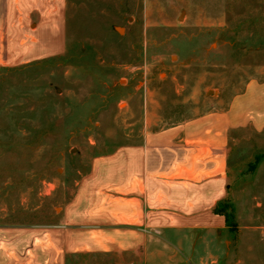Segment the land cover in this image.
Here are the masks:
<instances>
[{
  "label": "rangeland",
  "instance_id": "1",
  "mask_svg": "<svg viewBox=\"0 0 264 264\" xmlns=\"http://www.w3.org/2000/svg\"><path fill=\"white\" fill-rule=\"evenodd\" d=\"M22 5L0 46V264H51L12 241L58 225L95 158L264 87V0ZM219 207L191 264H264V131L231 141Z\"/></svg>",
  "mask_w": 264,
  "mask_h": 264
},
{
  "label": "crops",
  "instance_id": "2",
  "mask_svg": "<svg viewBox=\"0 0 264 264\" xmlns=\"http://www.w3.org/2000/svg\"><path fill=\"white\" fill-rule=\"evenodd\" d=\"M30 1L0 0V46L2 30L17 24H12L14 10L21 12ZM263 88L251 87L226 106L147 131L140 143L95 158L63 207L60 223L42 237L33 232L12 242L18 249L21 242L32 243L28 257L44 243L42 252L51 264L55 255L61 264L212 259L211 252L202 254L201 245L228 229L226 217L215 209L228 196L231 141L249 128L264 131Z\"/></svg>",
  "mask_w": 264,
  "mask_h": 264
},
{
  "label": "trees",
  "instance_id": "3",
  "mask_svg": "<svg viewBox=\"0 0 264 264\" xmlns=\"http://www.w3.org/2000/svg\"><path fill=\"white\" fill-rule=\"evenodd\" d=\"M215 213L216 214H220V215H224L225 216V214L223 213V211H222V209H215Z\"/></svg>",
  "mask_w": 264,
  "mask_h": 264
},
{
  "label": "bare ground",
  "instance_id": "4",
  "mask_svg": "<svg viewBox=\"0 0 264 264\" xmlns=\"http://www.w3.org/2000/svg\"><path fill=\"white\" fill-rule=\"evenodd\" d=\"M122 31V30H121Z\"/></svg>",
  "mask_w": 264,
  "mask_h": 264
}]
</instances>
